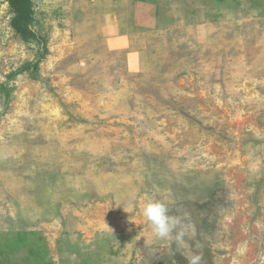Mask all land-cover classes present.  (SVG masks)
I'll return each mask as SVG.
<instances>
[{"label":"rangeland","instance_id":"1","mask_svg":"<svg viewBox=\"0 0 264 264\" xmlns=\"http://www.w3.org/2000/svg\"><path fill=\"white\" fill-rule=\"evenodd\" d=\"M32 2L23 35L0 0V264H264V0Z\"/></svg>","mask_w":264,"mask_h":264},{"label":"clouds","instance_id":"2","mask_svg":"<svg viewBox=\"0 0 264 264\" xmlns=\"http://www.w3.org/2000/svg\"><path fill=\"white\" fill-rule=\"evenodd\" d=\"M142 216L148 221L156 238L174 239L179 247L186 246L185 237L190 235L192 226L185 225L180 217L170 215L166 202L149 199L142 208ZM186 258L189 264H202L203 260L202 254L197 252H192Z\"/></svg>","mask_w":264,"mask_h":264},{"label":"crops","instance_id":"3","mask_svg":"<svg viewBox=\"0 0 264 264\" xmlns=\"http://www.w3.org/2000/svg\"><path fill=\"white\" fill-rule=\"evenodd\" d=\"M139 8V23L138 25L142 27L143 29H153L156 31H159L157 28V15L154 14V9L155 6L150 5H144L141 7V5L138 7ZM143 31V30H141ZM142 35V32L137 35V34H129L127 36L120 35L116 39H113L115 43H118L121 48H127L130 49L135 42H139V38ZM106 41L108 39H105Z\"/></svg>","mask_w":264,"mask_h":264},{"label":"trees","instance_id":"4","mask_svg":"<svg viewBox=\"0 0 264 264\" xmlns=\"http://www.w3.org/2000/svg\"><path fill=\"white\" fill-rule=\"evenodd\" d=\"M7 2L14 13L13 28L23 35L28 34L34 15L32 0H7Z\"/></svg>","mask_w":264,"mask_h":264}]
</instances>
